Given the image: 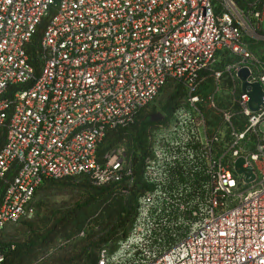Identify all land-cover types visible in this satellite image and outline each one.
I'll return each instance as SVG.
<instances>
[{
	"label": "built area",
	"instance_id": "2783aa9c",
	"mask_svg": "<svg viewBox=\"0 0 264 264\" xmlns=\"http://www.w3.org/2000/svg\"><path fill=\"white\" fill-rule=\"evenodd\" d=\"M263 11L264 0H0V232L35 217L48 181L86 176L126 195V144L101 160L98 148L175 83L183 101L145 131L149 188L97 264H264Z\"/></svg>",
	"mask_w": 264,
	"mask_h": 264
},
{
	"label": "trees",
	"instance_id": "16d2710c",
	"mask_svg": "<svg viewBox=\"0 0 264 264\" xmlns=\"http://www.w3.org/2000/svg\"><path fill=\"white\" fill-rule=\"evenodd\" d=\"M39 41L40 34L37 33L28 49L33 63ZM166 88L170 92L157 111L169 114L183 101L185 91L175 83L166 85L164 89ZM150 107L142 110L131 126L109 131L98 148L101 160L103 154L114 145L126 144L132 168V186L127 188V194L123 195L119 191V185L95 187L86 176L43 183L36 190L33 201L39 191L72 192L76 193L77 198L70 204L46 209L35 223H24L26 233L21 243L14 245L0 242V249L4 254L2 264H38L44 260L48 251L56 250L57 241L70 242L87 231L82 243L75 244L69 253L52 259L50 264H97L101 250L107 249L110 253L114 251L115 244L127 236L133 224L138 197L149 188L142 181L141 171L146 159L143 146L145 131L157 112L155 109L147 112Z\"/></svg>",
	"mask_w": 264,
	"mask_h": 264
},
{
	"label": "rangeland",
	"instance_id": "374dc122",
	"mask_svg": "<svg viewBox=\"0 0 264 264\" xmlns=\"http://www.w3.org/2000/svg\"><path fill=\"white\" fill-rule=\"evenodd\" d=\"M262 30L264 31V11L262 20ZM169 88V87H168ZM166 88L160 93V95L155 100L154 104L147 110L150 112L152 109L158 110L160 103H162L170 90ZM76 193L70 192H44L39 191L35 196L33 201V206L36 209V215L30 220H25L16 226L7 227L4 233L0 234V242L7 244H17L21 243L25 239L26 229L24 223H35L38 220L39 215L41 216L46 209H51L52 207L59 206L61 204H70L76 200ZM41 206V208H39ZM87 232H82L77 238L68 242L64 240H59L56 242V250L48 251L46 256L43 257V261H39L38 264H50L52 259L58 258L60 254L69 253L75 244L82 243Z\"/></svg>",
	"mask_w": 264,
	"mask_h": 264
},
{
	"label": "water",
	"instance_id": "95a60500",
	"mask_svg": "<svg viewBox=\"0 0 264 264\" xmlns=\"http://www.w3.org/2000/svg\"><path fill=\"white\" fill-rule=\"evenodd\" d=\"M240 75L242 77H245L246 73L241 72ZM243 87L246 88L247 85L244 84ZM251 87H252V92L250 94V103H255L257 105V108H258V106H260L262 104V92H261L259 86L256 84L252 85ZM240 164H241L240 162H237V166H240ZM239 172H241V171H239Z\"/></svg>",
	"mask_w": 264,
	"mask_h": 264
}]
</instances>
